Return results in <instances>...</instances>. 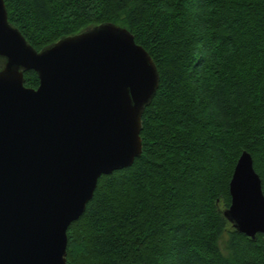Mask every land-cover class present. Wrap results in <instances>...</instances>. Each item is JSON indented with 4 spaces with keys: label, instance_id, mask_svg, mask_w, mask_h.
I'll list each match as a JSON object with an SVG mask.
<instances>
[{
    "label": "trees",
    "instance_id": "trees-1",
    "mask_svg": "<svg viewBox=\"0 0 264 264\" xmlns=\"http://www.w3.org/2000/svg\"><path fill=\"white\" fill-rule=\"evenodd\" d=\"M3 1L37 51L113 23L158 72L142 151L99 177L67 229V264H264V234H240L222 213L242 151L264 193V0ZM23 76L38 86L35 71Z\"/></svg>",
    "mask_w": 264,
    "mask_h": 264
},
{
    "label": "water",
    "instance_id": "water-1",
    "mask_svg": "<svg viewBox=\"0 0 264 264\" xmlns=\"http://www.w3.org/2000/svg\"><path fill=\"white\" fill-rule=\"evenodd\" d=\"M0 264H67V229L103 174L142 151L144 105L159 82L150 54L125 28L103 23L35 50L0 0ZM37 73L36 88L24 71ZM224 217L264 234V193L251 154L229 181Z\"/></svg>",
    "mask_w": 264,
    "mask_h": 264
},
{
    "label": "rangeland",
    "instance_id": "rangeland-1",
    "mask_svg": "<svg viewBox=\"0 0 264 264\" xmlns=\"http://www.w3.org/2000/svg\"><path fill=\"white\" fill-rule=\"evenodd\" d=\"M92 28H93V27H90L89 29H92ZM86 30H88V29H86ZM3 65H4V62L2 63L1 67H2ZM1 67H0V68H1Z\"/></svg>",
    "mask_w": 264,
    "mask_h": 264
},
{
    "label": "bare ground",
    "instance_id": "bare-ground-1",
    "mask_svg": "<svg viewBox=\"0 0 264 264\" xmlns=\"http://www.w3.org/2000/svg\"><path fill=\"white\" fill-rule=\"evenodd\" d=\"M241 234V233H240Z\"/></svg>",
    "mask_w": 264,
    "mask_h": 264
}]
</instances>
